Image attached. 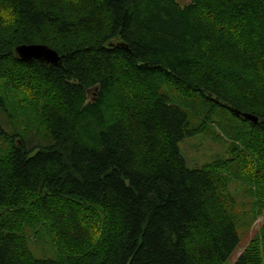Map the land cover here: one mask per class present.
Segmentation results:
<instances>
[{"label": "trees", "instance_id": "16d2710c", "mask_svg": "<svg viewBox=\"0 0 264 264\" xmlns=\"http://www.w3.org/2000/svg\"><path fill=\"white\" fill-rule=\"evenodd\" d=\"M0 89L47 138L0 123V264H227L264 214V0H0ZM204 132L229 157L189 167ZM232 264H264V222Z\"/></svg>", "mask_w": 264, "mask_h": 264}, {"label": "rangeland", "instance_id": "374dc122", "mask_svg": "<svg viewBox=\"0 0 264 264\" xmlns=\"http://www.w3.org/2000/svg\"><path fill=\"white\" fill-rule=\"evenodd\" d=\"M178 1L183 6L190 2V0ZM0 93V109H2V98H4L8 107L10 109L14 108L15 111V116L13 117L9 112H3L0 110V123L5 131L7 130L9 133H12L14 131L24 132L26 129H30L28 136L30 135L32 140L40 143L46 142L47 138L45 136L46 133H44L45 129L41 125H39L38 128L33 129L29 124L32 120H30V116H27L26 114H31L32 112L25 111L24 104L26 103L23 100V98L25 99L23 95L25 93L9 89L6 91L0 89ZM170 95L174 102H182V97L179 94L170 91ZM7 131L6 133H8ZM0 144L4 145V148L7 145V140H4L1 135ZM180 146L187 165L192 168H200L206 163L220 156L229 157V154L227 153V143L223 140L214 139L213 136L207 132L200 133L194 137L186 138L183 142H181ZM230 189L236 201L238 202V206L241 208V211L249 209L252 198H249L244 184L238 180H233L230 182ZM263 222L264 214H261L255 218L253 224L250 227L241 225V223L238 224V230L242 241L227 264H232L235 262L237 258L244 252L246 247L251 242L253 236L260 230ZM47 235L49 236V234ZM49 237L52 239L51 236ZM40 240L42 241L40 242L37 240V238L31 236L30 244L36 256L42 258L56 257L57 246L55 241L52 239L55 245V247H53V243L49 241L46 236L44 238H40ZM46 247L49 248L48 251H46Z\"/></svg>", "mask_w": 264, "mask_h": 264}, {"label": "water", "instance_id": "95a60500", "mask_svg": "<svg viewBox=\"0 0 264 264\" xmlns=\"http://www.w3.org/2000/svg\"><path fill=\"white\" fill-rule=\"evenodd\" d=\"M16 52L23 61L39 60L42 63L53 65H60L62 63V57L58 51L44 44H22L17 46ZM243 116L253 122H258V116L256 115L244 113Z\"/></svg>", "mask_w": 264, "mask_h": 264}]
</instances>
